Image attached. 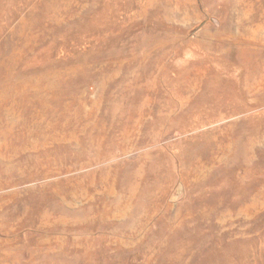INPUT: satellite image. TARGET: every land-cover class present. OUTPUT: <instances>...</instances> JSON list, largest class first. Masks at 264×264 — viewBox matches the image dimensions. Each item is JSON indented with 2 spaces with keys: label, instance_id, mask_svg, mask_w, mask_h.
I'll list each match as a JSON object with an SVG mask.
<instances>
[{
  "label": "rangeland",
  "instance_id": "obj_1",
  "mask_svg": "<svg viewBox=\"0 0 264 264\" xmlns=\"http://www.w3.org/2000/svg\"><path fill=\"white\" fill-rule=\"evenodd\" d=\"M0 264H264V0H0Z\"/></svg>",
  "mask_w": 264,
  "mask_h": 264
},
{
  "label": "bare ground",
  "instance_id": "obj_2",
  "mask_svg": "<svg viewBox=\"0 0 264 264\" xmlns=\"http://www.w3.org/2000/svg\"><path fill=\"white\" fill-rule=\"evenodd\" d=\"M195 88V87H194ZM45 242H47V240L45 241ZM49 242V241H48Z\"/></svg>",
  "mask_w": 264,
  "mask_h": 264
}]
</instances>
